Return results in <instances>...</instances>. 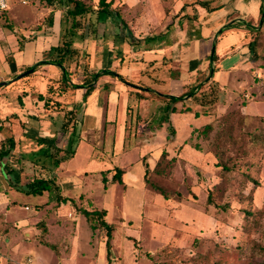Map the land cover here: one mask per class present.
<instances>
[{
	"label": "rangeland",
	"instance_id": "rangeland-1",
	"mask_svg": "<svg viewBox=\"0 0 264 264\" xmlns=\"http://www.w3.org/2000/svg\"><path fill=\"white\" fill-rule=\"evenodd\" d=\"M85 1L89 4L98 2ZM122 1H114L113 7L119 8L126 22L136 31L138 11L133 9L127 14L128 4ZM44 6L43 0H27V3L22 0H10L9 9L5 13L0 12V35L2 29L10 32L15 28L16 34L21 37L28 25H37L46 19L51 10L43 9ZM52 6L61 12H65L68 7L59 0ZM39 14L43 16L37 17ZM114 26V31L112 29L109 34L112 37L110 45L115 54L120 51L116 46L125 33L121 31L118 23ZM257 29L252 30L257 51L252 66L242 67L235 74L224 75L223 80H226L222 84L216 81L217 70L214 73L213 70L208 72V78L214 79V85L219 90V96L213 105H201L190 98L182 103L178 102L180 108L190 109L193 115L198 113L197 116L194 115L199 118L193 120V128L212 122L216 130L221 115L240 109L247 114L246 130L254 133L264 132V23H258ZM101 31L100 34L106 32ZM63 32L64 28L60 30L59 40ZM78 32H81L84 38H76L75 46L80 53L69 64L72 70L75 68V62H81L80 66H83V59L88 55L84 49L85 42L93 35L88 29L87 20H84V26L80 27ZM134 35L140 40L138 36L148 34L135 32ZM131 50L127 51L131 53ZM120 59L117 60L120 62ZM39 67L38 71L35 70L30 75L0 85V90L7 92L12 98L8 108L2 110L4 114L10 111L12 113L14 104L18 105V90L25 85L27 78L38 86L39 72L51 75L56 69L60 70L59 66L53 63H44ZM118 70L113 71L117 74ZM106 75L120 79L119 76ZM8 79L10 77L4 78ZM118 79L113 83L114 89L120 84L121 79ZM146 79L150 81V88L159 91L160 86L154 79L148 76ZM121 81L130 84V88L142 85V82L128 78ZM205 81L198 85V90ZM192 94H189V97ZM72 95L68 93L65 99L70 101ZM131 100L136 101V96ZM165 106L167 107L160 105L158 101L151 103L148 117L153 123L159 122L162 117L164 119ZM138 113L136 108L129 113L127 130L131 135L126 137L124 151L117 138V122L107 119L101 130L103 144L96 146L87 137H80V130L77 128L74 154L69 156L66 152L72 149L71 145L56 153L58 157L67 156L61 161L64 162L65 174L80 176L84 188L82 185L72 189L65 188L63 191L54 187L41 195L11 191L8 198L10 201H16V208L20 213L28 215L34 210H43L44 213L26 230L16 226L11 217L0 224V264H108L106 229H92L81 209L85 207L106 209L105 218L114 226L110 241L111 264L263 263L264 256L260 248L264 246V145L260 144L249 150L246 158L252 163L251 167H240V172H249L255 181L231 184L228 192L217 200L218 205H211L207 203L208 191L221 177L220 168L216 165V156L209 150L210 140L200 139L198 135L199 140L194 143L188 140L183 144H155L148 148L144 143H147L149 137L144 132L149 130L142 126L135 129L137 122L144 121L143 115L138 119ZM176 118L177 122L179 115H176ZM131 123L132 129L129 128ZM180 124L181 136L188 126L184 120H180ZM195 142H198V147L194 145ZM26 145L32 146L30 143ZM156 150H165L168 158L171 155L178 160L170 177L155 173L152 169L150 171L152 182L158 184L164 194L147 184L144 178L146 164L143 162H148L151 167L155 158L156 164L159 160L158 155L154 156L153 153ZM38 151L40 153V149ZM33 156L37 155L30 153L27 157L32 159ZM114 166L127 168L125 184L118 181L112 184L104 182L101 170ZM47 170H33L31 175L45 173L49 177L48 172H45ZM107 177L110 179L111 174H107ZM234 177L237 181L244 178L238 172ZM60 193L70 198L77 196L79 199L72 202L68 198L67 201L61 200L59 204L57 197ZM45 202L49 204L47 207L42 204ZM26 204L31 207L30 210L25 209ZM46 220H57L58 223L54 221L49 225L51 231L45 232L43 238L42 223L46 224Z\"/></svg>",
	"mask_w": 264,
	"mask_h": 264
},
{
	"label": "crops",
	"instance_id": "crops-1",
	"mask_svg": "<svg viewBox=\"0 0 264 264\" xmlns=\"http://www.w3.org/2000/svg\"><path fill=\"white\" fill-rule=\"evenodd\" d=\"M199 1L123 0L122 3L128 4L127 14L133 9L138 11L136 31H133V26L132 28L130 27V24L126 22L120 12L123 21L126 22L125 25L122 22L119 23L114 17L109 16L105 21L99 23L97 33H91L93 35L86 39L84 49L89 53V56L87 58L84 57L82 67L80 66L81 62H75L74 67L78 69L77 75L74 76L75 81H82L84 78V65L88 63L89 76L94 71L99 72L102 69L118 70L119 68V73L125 78L142 82L140 86L130 88V84L111 75H104L93 81L95 86L87 99H84V87L69 91V93L73 94L70 101L65 99L66 94L57 97L63 102V109L50 112L45 108L44 100L39 98V93L46 94L48 84L53 83V80L59 79L62 76V72L61 69H56L50 75L43 74L41 71L42 73L39 72L40 77L37 81L39 85L32 84L30 78H27L25 85H22L18 90V105L15 106L14 104L12 113L10 111L5 114L2 110L4 111L8 108L12 98L9 94L7 95V92L0 90V126H4L0 130V140L9 136L15 138L14 153L15 156L22 158V166L24 167L20 174L21 184L35 177V175H31L33 170H44L40 165L35 164L32 159H28L27 156L30 153L37 152L44 145H55L61 148L62 151L70 146L71 131L63 127L64 109L75 108L77 110V128L80 130V137H87L96 146L100 143L103 144L101 130L104 121L109 119L117 122V138L122 144V150L124 151L126 137L131 135L130 131L127 130L129 113L134 108L138 109V119H141L142 115L144 116V121L141 123L137 122L135 129L137 126H142L144 129L149 130L144 132L149 137L147 143H144L148 148L155 144L175 145L186 142L193 129V120L199 117H195L196 113L194 116L190 109L180 108L178 102L187 101L190 97L186 95L183 99L176 102H168L163 95L180 96L206 80L209 76V55L212 53L214 42H216L215 50L219 55V59L216 62V81L222 84L226 80V78L223 80L224 75L235 74L242 67L252 66L255 56L252 55L248 45L253 40L252 30H258L257 26L261 19V5L264 0H210V7L201 4ZM213 6L215 9L211 10ZM44 8L54 11V23L51 27L44 26V19L37 25H28L23 30L21 37L16 34L17 30L15 28H12L10 32L1 30L0 83L6 77H10V79L4 81L18 80L20 78L16 79V77L24 72L26 66H32L41 60L48 61L50 59L51 53L49 50L51 46L57 45L59 42L60 20L63 12L49 7ZM38 16H43V14ZM230 22H234L235 25L220 34V30ZM117 23L121 31H124L125 36L124 38L120 37L116 46L120 53L116 51L114 54L112 45H110L112 37L109 31ZM247 23L253 28H249L246 25ZM12 25L14 26L13 23ZM101 30L106 32L100 34ZM130 31H132L133 35L135 32L148 35L138 36L141 38L140 40L134 35L140 42L131 43L129 41L130 37L126 35ZM20 39L23 40L21 44L19 43ZM129 43L131 45L137 44V46L133 45L131 47ZM129 49H132L131 53L127 51ZM138 49L139 51L136 52L135 50ZM9 53L14 57L12 63L6 60ZM118 58H121L120 62L117 60ZM39 68L37 69L39 70ZM147 76L150 79H154L156 84L160 86L159 91L155 90V88H150L151 84L146 79ZM116 79L120 80V84L117 89H114L113 83ZM136 91H139L141 97H137ZM157 93L163 95H158ZM20 94L22 104L18 98ZM134 96H136L137 100L132 102L131 99ZM155 101H158L160 105H167V107L165 106L166 114L168 109L176 108L175 111L169 114L170 122L165 121L162 117L159 122L153 123V120L148 117L150 105ZM13 114H16V116H12ZM176 115L180 117L177 122ZM9 116L12 117L6 120ZM180 120H184L185 125L188 126V129L186 128L181 136L179 135L180 125H182ZM170 124L175 130L174 133H169L168 131ZM196 126L199 127L198 125ZM132 127L131 123L129 128L132 129ZM27 143L32 146H27ZM163 151H154V156L158 155L157 157H160ZM171 157L175 156L170 155ZM154 162L155 158L151 164L152 168L149 165L151 169L155 166ZM143 163L146 164L145 162ZM17 167L19 168L20 165H17ZM114 167L103 169L101 172L112 169V172L109 173L112 177ZM64 169V162H62L53 172L50 170L45 171L48 172L49 176L52 174L57 175L55 188L63 191L65 188L72 189L75 186L83 185L82 188H84V182L81 183L80 176L65 174ZM123 169L125 170L123 174L125 184L127 168L124 167ZM37 176L47 177L45 173L37 174ZM108 182L114 183L111 178L108 179ZM11 191L24 193L10 185L9 177L0 162V214L5 220L11 217L14 224L19 228L29 229L28 226L37 222L40 219L39 215L44 213V211L34 210L28 215L20 213L16 208V201H10L8 198ZM59 196L70 198L63 193H60ZM70 199L74 202L73 200L78 201L79 198L76 196ZM58 203L60 204L61 202L58 200ZM42 204H46V207L49 205L47 202ZM25 209L30 210L31 207L26 204ZM54 221L57 222V220H46L47 232L51 231L49 225H52ZM9 240L11 241L10 238Z\"/></svg>",
	"mask_w": 264,
	"mask_h": 264
},
{
	"label": "trees",
	"instance_id": "trees-1",
	"mask_svg": "<svg viewBox=\"0 0 264 264\" xmlns=\"http://www.w3.org/2000/svg\"><path fill=\"white\" fill-rule=\"evenodd\" d=\"M45 1L44 7L53 8V3L56 0H43ZM63 1V3L67 4V10L62 13L61 16V30L64 28V32L61 34L60 40L57 45H53L50 48L51 57L48 61L41 60L35 63V70H37L38 66L44 63H53L60 67L62 76L53 80V83L48 84L47 93L41 94L39 93V98L44 100L45 108L48 111L53 110H61L63 109V102L59 100L57 97L63 96L64 94H68L70 90L75 91L78 88H85L84 99L88 97L91 91L94 89L95 84L93 81L95 79H99V77L105 74H112L114 76H119L121 80L126 81V78L121 74L117 73L113 70L102 69L99 72L94 71L91 76L88 73V63L84 65V78L82 81H75L74 76L77 75L78 69L75 68L72 70L70 68V62H72L77 55H79L80 50L75 46L76 38H84V35L79 31V28L84 26V20H87V26L91 33L96 34L98 30V26L100 22L105 21L109 16L114 17L118 20V22H122L124 25L126 22L123 21L120 10L116 7H113V3L115 0H98L96 4L94 3H86L85 0H59ZM201 4L210 7V0H200ZM72 3V5H71ZM215 9V7H211V10ZM264 10V1L261 5V16ZM7 11V10H6ZM3 11L1 13H5ZM261 20V19H260ZM54 23V12L53 10L48 14L43 24L46 27H51ZM261 23V21H260ZM264 23V20L262 24ZM235 24L234 22H230L224 26L222 30H220V34L223 31L230 29ZM249 28H253L249 23L246 24ZM258 27V26H257ZM62 32V31H61ZM126 35L131 36L129 39L131 43H139L140 41L133 35L132 31L127 32ZM22 39L19 40V43H22ZM253 56H257L256 51V39L252 40L248 45ZM88 53V52H87ZM89 56H86V58ZM14 57L9 54L6 57V60L9 63L13 62ZM219 59V55L216 50L209 55V71L213 69V73L217 70L216 62ZM31 66H26L25 70H28ZM34 70V71H35ZM30 75V74H29ZM214 79L206 78L205 83H203L202 87L199 89V86L196 85L191 90L186 92L185 94L177 95H163L165 96V100L168 102H176L180 99H183L184 96L192 94L195 90H198L196 93L192 94L190 97L195 103L201 105H213L215 103L217 97L219 96V90L214 85ZM206 86V87H205ZM205 88V89H204ZM210 88V89H209ZM137 97H141L139 91H136ZM19 102L22 104L21 94L18 96ZM65 117L63 127L66 130L71 131V139L70 145L72 149L66 150L67 154L71 156L74 154V142L77 141V110L75 108L64 109ZM176 108L168 109L167 114L164 116L165 121L170 122V113L175 111ZM198 113L195 115L197 116ZM12 116H16L13 114ZM9 116L6 118L9 119ZM247 119V114L243 113L240 109H234L228 111L219 117V127L215 130V124L212 122L206 123L202 126L193 128L189 137L186 141H190L194 143V141H198V135L206 140H210L209 150L214 153L216 156L217 162L216 165L220 168V180L208 191L207 203L211 205H218L217 200L221 199L226 192L229 190V186L231 184L236 183H245L248 181H255L254 178L250 175L249 172H240V167L242 165H247L246 167H251L252 163L246 158L248 156L249 150L256 147L257 145H264V132L254 133L246 130L245 123ZM4 126H0V130L3 129ZM169 133H174V128L170 124L168 128ZM215 131V132H214ZM214 132V134H213ZM198 142H195L194 145L197 146ZM15 138L13 136L5 137L0 140V162L4 168L5 173L8 175L10 180V185L14 188L21 190L26 194H34L41 195L46 191H51L54 187H56V179L57 175L52 174L51 176H35L32 180L26 181L24 184H21L20 174L23 171L22 166V158L20 156H15L14 148H15ZM62 149L55 145H45L40 149V153L33 152L32 160L35 164L40 165L44 169H48L50 171H54L61 163L64 161L67 156L58 157L56 153L61 151ZM167 151H163L157 160L154 168L152 169L155 173H158L162 176L170 177L173 175V171L177 165V158L171 157L168 158ZM17 165H20L18 168ZM248 169V168H247ZM149 167V164L146 163L145 170V181L147 184H150L152 187L160 191L164 194V190L156 183L152 182L150 178V171H152ZM112 172V169H108L107 171H102L104 182H108L107 174ZM242 174L244 176L243 179L237 181L234 175L236 173ZM125 170L120 167H114L113 175L111 177L112 182H120L124 184L123 174ZM167 197V196H165ZM67 197L59 196L58 200L67 201ZM83 214L87 217L90 226L93 230L98 228H105L108 236L107 239V256L109 258V264H111L110 259V251H111V238L113 237L114 226L110 224L105 216L107 214L106 209L92 207L89 208H81ZM249 213V212H248ZM6 220L0 214V224H3ZM40 223V222H39ZM43 231L42 237L45 232H47L46 224L43 222ZM44 238V237H43ZM263 256H264V246L260 248ZM264 264V260L263 263Z\"/></svg>",
	"mask_w": 264,
	"mask_h": 264
},
{
	"label": "water",
	"instance_id": "water-1",
	"mask_svg": "<svg viewBox=\"0 0 264 264\" xmlns=\"http://www.w3.org/2000/svg\"><path fill=\"white\" fill-rule=\"evenodd\" d=\"M263 20H264V10H263V13H262V16H261V23L263 22ZM215 47H216V42H214V45H213V49H212V51L214 52L215 51ZM35 70V66H31V68H29L28 70H26V71H24L23 73H21V74H19L17 77H16V79H18V78H21V77H23V76H25V75H28L29 73H31V72H33ZM213 70V69H212ZM9 81H2L1 83H0V85H2V84H7Z\"/></svg>",
	"mask_w": 264,
	"mask_h": 264
},
{
	"label": "built area",
	"instance_id": "built-area-1",
	"mask_svg": "<svg viewBox=\"0 0 264 264\" xmlns=\"http://www.w3.org/2000/svg\"><path fill=\"white\" fill-rule=\"evenodd\" d=\"M23 3H26L27 0H22ZM10 7V0H0V12L8 10Z\"/></svg>",
	"mask_w": 264,
	"mask_h": 264
}]
</instances>
